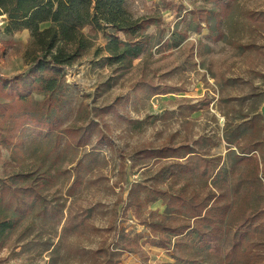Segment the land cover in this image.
Masks as SVG:
<instances>
[{"label":"rangeland","instance_id":"374dc122","mask_svg":"<svg viewBox=\"0 0 264 264\" xmlns=\"http://www.w3.org/2000/svg\"><path fill=\"white\" fill-rule=\"evenodd\" d=\"M225 2L129 0L134 15L158 22L147 28V51L124 70L109 63L103 33L83 28L90 46L65 70L56 127L45 132L26 124L11 143L0 141V184L35 183L47 168L50 177L32 209L0 208V217L13 222L0 264H155L182 254L197 264H246L240 252L250 246L256 264H264V0ZM7 21L0 15V75L13 77L30 65L37 48L29 29L6 33ZM143 81L160 93L151 94ZM78 136L88 140L76 145ZM185 144L193 150L187 179L170 174L185 162L183 150L167 157L150 153ZM243 151L258 157L260 179L254 163L240 158ZM202 157L215 160L205 165ZM158 173L164 177L158 188H184L186 195L226 181L232 220L244 212L253 219L248 240L235 246V227L227 224L228 240L216 253L201 243L196 228L177 237L153 227L175 218L193 222L187 206L176 215L161 198L135 209L129 189L136 182L155 184ZM227 253L236 256L230 260Z\"/></svg>","mask_w":264,"mask_h":264},{"label":"trees","instance_id":"16d2710c","mask_svg":"<svg viewBox=\"0 0 264 264\" xmlns=\"http://www.w3.org/2000/svg\"><path fill=\"white\" fill-rule=\"evenodd\" d=\"M214 1L224 3V0ZM229 1L225 2L226 6ZM0 15H7L8 21L4 26L6 33L29 29L32 44L37 48V54L30 59V65L18 75L13 77L0 75V141L9 143L26 124L37 126L45 132L56 127L55 116L61 111L64 101L61 91L66 87L65 70L75 64L90 46V36L83 31L84 27L89 26L92 31L103 33L106 38L105 49L110 54L109 63L115 65L117 70H124L132 66L135 58L147 51L151 39L147 34V28L158 22L150 15H134L129 0H0ZM217 16L221 20L222 14ZM42 23L48 25L41 28ZM217 35V32L213 31V36L218 37ZM143 84L147 85L151 94L160 93L159 88L151 82L143 81ZM35 94L41 95L42 99H35ZM112 107L114 103L107 106ZM98 136L103 140L107 139L101 129ZM78 137L74 141L79 146L88 140L86 137ZM180 150L184 151L186 160L177 162V167L172 168L170 174L171 177L187 179V174L192 169L193 152L189 144L166 145L150 153H156L158 157H167L171 153H179ZM251 152L243 151L240 158L254 163L253 174L260 179L259 173L262 172L259 168L260 162ZM202 160L208 165L215 158L202 157ZM47 171L48 168L44 170L42 178L35 183L19 185L13 189L0 184V208L4 203H9L17 206L28 205L25 206L28 207L26 209H32L31 203L42 199V187L50 180ZM158 177L153 185L136 182L131 186L129 196L135 209L139 211L144 204L161 198L166 210L172 209V213L176 215L179 211L182 214L183 207L187 206V212L193 222H177L175 218L174 224L157 222L151 224L153 227L177 237L196 228L201 243L214 247L216 253L223 251L222 246L228 240L225 229L227 224L233 223L235 227L238 237L234 242L235 246L248 240L246 236L250 232L253 219L244 218V212L241 219L232 220V205L228 199L226 181L223 185H218L216 190H209L205 194L200 195L196 190L186 195L183 193L184 188L174 192L158 188L156 184L163 182L164 178L162 173H158ZM259 181L260 186L264 188L262 180ZM10 227H13V222L0 217V248L4 246L3 236ZM160 245L164 247L167 243L161 242ZM179 247L181 245L176 241L174 248L178 250ZM254 250L253 246H250L240 252L246 264L257 263ZM226 256L231 260L236 254L227 253ZM188 259L190 264H197L191 254H182L175 262L155 264H178L179 261Z\"/></svg>","mask_w":264,"mask_h":264},{"label":"water","instance_id":"95a60500","mask_svg":"<svg viewBox=\"0 0 264 264\" xmlns=\"http://www.w3.org/2000/svg\"><path fill=\"white\" fill-rule=\"evenodd\" d=\"M263 110H264V107H263Z\"/></svg>","mask_w":264,"mask_h":264},{"label":"crops","instance_id":"0c3cea01","mask_svg":"<svg viewBox=\"0 0 264 264\" xmlns=\"http://www.w3.org/2000/svg\"><path fill=\"white\" fill-rule=\"evenodd\" d=\"M252 154V153H251Z\"/></svg>","mask_w":264,"mask_h":264}]
</instances>
